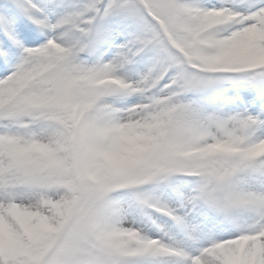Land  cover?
Wrapping results in <instances>:
<instances>
[{
  "label": "snow or ice",
  "instance_id": "snow-or-ice-1",
  "mask_svg": "<svg viewBox=\"0 0 264 264\" xmlns=\"http://www.w3.org/2000/svg\"><path fill=\"white\" fill-rule=\"evenodd\" d=\"M0 264H264V0H0Z\"/></svg>",
  "mask_w": 264,
  "mask_h": 264
}]
</instances>
